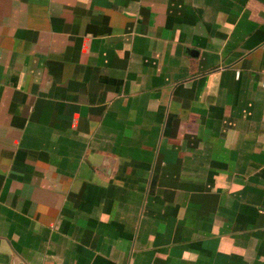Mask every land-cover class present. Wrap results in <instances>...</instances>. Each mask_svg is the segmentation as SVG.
Wrapping results in <instances>:
<instances>
[{
    "label": "crops",
    "instance_id": "0c3cea01",
    "mask_svg": "<svg viewBox=\"0 0 264 264\" xmlns=\"http://www.w3.org/2000/svg\"><path fill=\"white\" fill-rule=\"evenodd\" d=\"M264 0H0V264H264Z\"/></svg>",
    "mask_w": 264,
    "mask_h": 264
},
{
    "label": "water",
    "instance_id": "95a60500",
    "mask_svg": "<svg viewBox=\"0 0 264 264\" xmlns=\"http://www.w3.org/2000/svg\"><path fill=\"white\" fill-rule=\"evenodd\" d=\"M11 264H24L22 261L16 259V258H12V263Z\"/></svg>",
    "mask_w": 264,
    "mask_h": 264
},
{
    "label": "built area",
    "instance_id": "2783aa9c",
    "mask_svg": "<svg viewBox=\"0 0 264 264\" xmlns=\"http://www.w3.org/2000/svg\"><path fill=\"white\" fill-rule=\"evenodd\" d=\"M262 85H264V83H262Z\"/></svg>",
    "mask_w": 264,
    "mask_h": 264
}]
</instances>
